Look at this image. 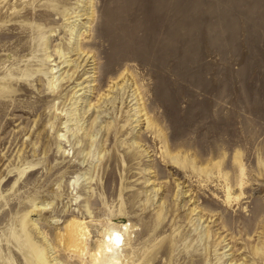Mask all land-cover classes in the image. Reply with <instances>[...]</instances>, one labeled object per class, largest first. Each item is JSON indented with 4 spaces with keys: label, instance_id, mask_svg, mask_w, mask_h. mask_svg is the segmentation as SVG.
Returning <instances> with one entry per match:
<instances>
[{
    "label": "rangeland",
    "instance_id": "obj_1",
    "mask_svg": "<svg viewBox=\"0 0 264 264\" xmlns=\"http://www.w3.org/2000/svg\"><path fill=\"white\" fill-rule=\"evenodd\" d=\"M76 45L88 100L58 66ZM124 73L138 105L83 115ZM72 220L118 243L84 264H264V0H0V264H29L24 232L82 264Z\"/></svg>",
    "mask_w": 264,
    "mask_h": 264
},
{
    "label": "bare ground",
    "instance_id": "obj_2",
    "mask_svg": "<svg viewBox=\"0 0 264 264\" xmlns=\"http://www.w3.org/2000/svg\"><path fill=\"white\" fill-rule=\"evenodd\" d=\"M76 12H78V11H76ZM85 14L86 13H81V14L77 13L74 16V17H77V19L75 18L74 21L84 20L85 17H83V16H86ZM83 24L85 25V28H86L87 27L86 26V22H83ZM77 35L79 37V36H81V33L77 34ZM75 44H77V43H75ZM68 54L69 55H67V56H64V54L63 55L61 54L60 60H61V58H62V60H61V62L59 63L58 66L65 65L64 67L70 66V68L73 69V71H72V73L70 75L66 74V77H68L67 78V82H70V84L74 85L73 96L77 95V93H79V95L75 96V97L83 96V98H81V99H85L86 98L88 100L89 96L86 95V93L91 92L92 91L91 90L92 86H94V85L90 84L91 82H93V77H92V75H90L91 72H89V70L86 69V68H88L91 65H93V61H94L93 60V55H90L88 52H85V50L82 49L80 45H76V47L71 48V50L68 52ZM81 76H83V77H81ZM61 80L63 81V78ZM128 80L129 79H128V74L127 73L119 75L118 79L113 81L112 85L108 86L109 87L108 90H106L104 93H102L100 95V97H99V99L97 100L96 103H94V104L88 103V104H90L88 109L87 110L84 109V111L82 110V114L83 115L84 114H88V113H90V111H92L96 115L94 120H97V119H100V118H105L107 115L111 114V113H109V110H110V108L114 107L115 101L117 99L120 100V104L121 105H125V104L128 103L127 104V106H128V105H130L131 102L135 101L134 103H132L130 108H132V106H134V105L137 106L138 105V101H141L140 98H139L140 97L139 93L137 94V89H136V91L133 90V92L130 90L131 86H129V84H127L129 82ZM115 91H118V94L116 93V95H115L116 97L114 96V98H112V96H111L112 94L109 96L110 93H114ZM130 92H132V93L130 94ZM108 105H110V107H108ZM137 109L133 108L135 113L133 112L134 115H132V116H136V115L139 116V114L141 112L146 110V109H142L141 107H138ZM138 119H136V118L132 119L131 122L134 121L136 123V122H138ZM147 126H148V124H147ZM108 130L109 131L111 130V128L109 126L107 127L106 131H108ZM132 147H133V145H132ZM173 163H175V161ZM232 165H233L232 168H236L238 175L229 176L230 183L232 182V184L229 185L230 187H227V189H226L227 199L229 201L231 199H234V201L238 200V198H240V196L242 194L241 189L243 188L244 168H243V164L241 162L240 153L234 154ZM234 188L238 189V193H237L236 196H231L230 197L231 191ZM22 228H23V225H22ZM22 234L24 235V243L27 245L28 252H29V255H30L29 264H48L47 257L45 256V253L42 251V249H40L37 245H35L29 239V237H28L26 232H24ZM88 235H89V233H88L87 226L85 225L84 222L79 221V220L70 221L66 225L65 233L63 234V238H64L65 245H66L65 246L66 248L65 247L64 248L66 249V251H68L69 253H71L72 255L77 257L79 260H81L82 264L85 263L84 260L87 259V258H96L97 256L98 257L100 256L101 258H104L106 253H108L107 251L108 250H112V248L116 244H118L117 241H116V238L113 237V232H111L109 230H104L101 233V235H102L101 239L96 241V244H95L96 246H95L94 251H91V250H89V248H88L89 244L87 243V241H88L87 236ZM115 236H118V235H116V233H115ZM55 264H57V263L55 262ZM98 264H101V263L99 262Z\"/></svg>",
    "mask_w": 264,
    "mask_h": 264
}]
</instances>
